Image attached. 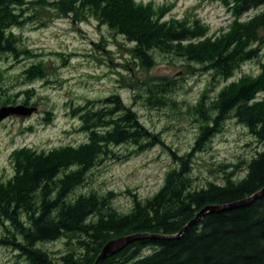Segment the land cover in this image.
<instances>
[{
	"label": "trees",
	"instance_id": "obj_1",
	"mask_svg": "<svg viewBox=\"0 0 264 264\" xmlns=\"http://www.w3.org/2000/svg\"><path fill=\"white\" fill-rule=\"evenodd\" d=\"M231 10L234 21L223 34L209 36L200 18H166L165 8L137 0H55L61 15L80 21L93 17L133 46L131 52L144 69L156 64L155 51L176 55L201 70L228 80L243 63L258 58L264 43V0H211ZM25 0H0V53L17 57L18 36L13 28L23 23ZM262 8L243 19L252 9ZM29 52V51H27ZM257 75L245 74L225 85L211 100L203 95L194 106L200 133L192 149L172 151L170 168L160 189L150 197L133 196L128 212L116 209L114 191L80 193L88 172L103 160H121L131 153L114 147L133 144L142 152L164 144L138 113L113 93L82 109L81 130L88 140L48 151L28 146L13 153L15 174L0 180V218L6 226L0 245L10 247L27 264H95L111 239L142 235L101 260L99 264H264V194L252 202L227 209L211 210L181 235L178 233L197 213L210 205H226L248 198L264 188V63ZM29 79L44 76L42 65L25 70ZM176 79L149 78L137 94L147 104L166 107L176 104L172 93ZM136 97V95H135ZM25 103H28L26 101ZM235 118L263 144L249 161L241 178L226 170L224 183L194 186L193 155L202 151L226 120ZM223 169L229 165L221 164ZM6 222V223H5ZM178 235V236H177ZM66 237L73 249L55 259L39 244ZM76 248L79 251H76ZM151 248L149 253L144 250Z\"/></svg>",
	"mask_w": 264,
	"mask_h": 264
},
{
	"label": "rangeland",
	"instance_id": "obj_2",
	"mask_svg": "<svg viewBox=\"0 0 264 264\" xmlns=\"http://www.w3.org/2000/svg\"><path fill=\"white\" fill-rule=\"evenodd\" d=\"M54 1L25 0L23 9L17 8L23 23L13 28L19 40V55L0 53V107L24 104L37 108L30 116L13 115L0 122V180L6 182L15 174L13 153L17 149L28 146L48 151L86 142L88 134L80 128L82 109L118 93L147 127L160 134L164 144L142 152H135L130 143L114 147L131 154L121 160L101 161L73 195L112 190L113 206L128 212L134 195L145 199L160 189L167 171L174 166L172 151L183 154L192 149L201 130L199 116L193 111L199 99L205 95L206 100H211L231 81L245 74L257 75L264 63V43L260 56L243 63L228 80L201 70L196 63L158 51L154 52L156 64L144 69L131 52L133 44L123 35L93 17L78 21L61 15ZM137 1L165 8L166 18H200L212 37L226 32L234 21L231 10L217 1ZM261 10L252 9L243 19ZM34 65H42L43 77H27L25 70ZM158 77L178 81L172 93L175 105L154 107L138 98L137 94L144 91L140 84ZM263 96L261 92L258 98ZM262 148L263 144L244 124L235 118L226 120L205 149L193 155L194 186L201 188L210 181L222 184L226 170H235L236 178L243 177L245 168H234L235 165L249 161ZM221 164L229 167L224 170ZM3 223L0 218V237L6 231ZM72 241L69 244L68 238L61 237L39 245L58 260L74 248L76 239ZM150 251L147 248L144 253ZM0 264H27V260L14 249L0 245Z\"/></svg>",
	"mask_w": 264,
	"mask_h": 264
},
{
	"label": "water",
	"instance_id": "obj_3",
	"mask_svg": "<svg viewBox=\"0 0 264 264\" xmlns=\"http://www.w3.org/2000/svg\"><path fill=\"white\" fill-rule=\"evenodd\" d=\"M37 110L36 106H28L24 104H18V105H9V106H2L0 107V122L5 120L6 118L13 116V115H21V116H30ZM264 194V188L252 196L239 200L237 202L226 204V205H210L203 209H201L197 215L189 221L187 225H185L181 231L178 233V235H181L184 231H186L191 225L198 222L200 217L211 210H219V209H227L234 206L243 205L249 202H252L253 200L259 198L261 195ZM177 235V236H178ZM142 235H128V236H122L115 239H111L108 241L104 247L102 248L101 253L99 254L95 264H99L101 260L105 259L108 255L115 253L119 249L123 248L125 245H127L131 240L141 237Z\"/></svg>",
	"mask_w": 264,
	"mask_h": 264
}]
</instances>
